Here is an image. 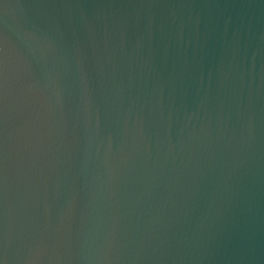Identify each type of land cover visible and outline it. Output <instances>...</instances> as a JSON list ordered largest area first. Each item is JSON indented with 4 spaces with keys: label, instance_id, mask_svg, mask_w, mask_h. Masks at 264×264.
Here are the masks:
<instances>
[{
    "label": "water",
    "instance_id": "1",
    "mask_svg": "<svg viewBox=\"0 0 264 264\" xmlns=\"http://www.w3.org/2000/svg\"><path fill=\"white\" fill-rule=\"evenodd\" d=\"M0 264H264V0H0Z\"/></svg>",
    "mask_w": 264,
    "mask_h": 264
}]
</instances>
